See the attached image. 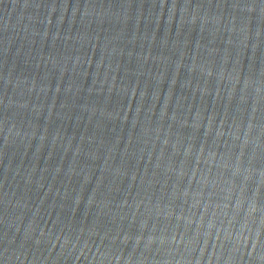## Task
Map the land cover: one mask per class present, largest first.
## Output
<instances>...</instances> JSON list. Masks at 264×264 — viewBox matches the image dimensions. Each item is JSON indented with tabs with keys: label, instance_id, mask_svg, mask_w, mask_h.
<instances>
[{
	"label": "water",
	"instance_id": "95a60500",
	"mask_svg": "<svg viewBox=\"0 0 264 264\" xmlns=\"http://www.w3.org/2000/svg\"><path fill=\"white\" fill-rule=\"evenodd\" d=\"M0 264H264V0H0Z\"/></svg>",
	"mask_w": 264,
	"mask_h": 264
}]
</instances>
